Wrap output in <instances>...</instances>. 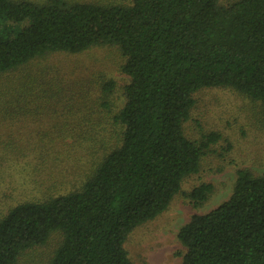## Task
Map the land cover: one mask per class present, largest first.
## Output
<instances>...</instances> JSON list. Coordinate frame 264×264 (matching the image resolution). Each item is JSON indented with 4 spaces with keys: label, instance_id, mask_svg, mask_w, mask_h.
<instances>
[{
    "label": "trees",
    "instance_id": "obj_1",
    "mask_svg": "<svg viewBox=\"0 0 264 264\" xmlns=\"http://www.w3.org/2000/svg\"><path fill=\"white\" fill-rule=\"evenodd\" d=\"M105 47L124 59L121 107L112 80L77 82L57 58ZM209 89L257 103L264 128V0H0V125L27 121L41 138L11 148L39 169L67 156L57 143L71 138L86 142L80 159L91 161L82 172L75 160L76 179L49 178L70 185L69 193L19 204L0 218V264H17L53 235L59 241L46 264H132L128 236L168 209L221 140L214 132L200 141L186 134L195 95ZM112 106L109 130L103 116ZM212 192L202 183L185 196L199 206ZM177 240L182 264H264V174L236 170L229 199L193 215Z\"/></svg>",
    "mask_w": 264,
    "mask_h": 264
},
{
    "label": "rangeland",
    "instance_id": "obj_2",
    "mask_svg": "<svg viewBox=\"0 0 264 264\" xmlns=\"http://www.w3.org/2000/svg\"><path fill=\"white\" fill-rule=\"evenodd\" d=\"M28 1L40 5L46 0ZM66 1L73 4L120 6H128L131 3V0ZM236 1L238 0H220V5L226 6ZM57 58L63 67L68 69L69 75H76L77 82L86 78L87 81L99 78L112 80L115 83L112 97L121 107L122 89L128 78L119 70L124 63L119 51L105 47L92 49L76 57ZM57 66L59 67V64ZM68 83L73 87L72 90L80 86H74L76 83L70 79ZM115 112L116 109L112 106V113L103 116V126L109 130H113L111 124ZM61 121L62 119H57L55 123ZM26 122L11 130L0 125V141L9 145L0 148V218L19 204L45 202L69 193L70 185H63L64 188H61L56 183L52 184L49 178H65L70 181L78 173L74 166L75 160H81L83 163L82 172L91 165L89 158L80 159L86 150L85 141H81L80 147L74 139L61 138L57 143V150L67 152V156H72L70 160L63 154L57 160L46 161L41 168L36 169L32 161L22 158L10 146L17 144L25 147L41 139ZM211 132L219 134L221 140L217 145L210 147V151L202 160L199 173L183 181L181 194L173 198L165 212L138 227L128 236L125 248L132 264H182L180 254L183 248L177 240L179 229L193 215H204L229 199L236 170L247 169L264 174V128L260 122V107L257 103L228 89H209L197 93L190 120L186 123L187 137L200 141L202 136ZM62 144L68 148L61 147ZM81 183L82 181H78L72 187L77 190ZM202 183L212 185L213 192L205 203L194 206L185 195ZM58 241L59 237L53 235L45 246L24 252L17 264H46Z\"/></svg>",
    "mask_w": 264,
    "mask_h": 264
}]
</instances>
